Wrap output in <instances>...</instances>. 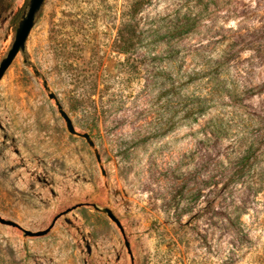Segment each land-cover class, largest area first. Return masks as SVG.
<instances>
[{
    "label": "rangeland",
    "instance_id": "1",
    "mask_svg": "<svg viewBox=\"0 0 264 264\" xmlns=\"http://www.w3.org/2000/svg\"><path fill=\"white\" fill-rule=\"evenodd\" d=\"M57 216L0 224V264H264V0H45L0 80V217Z\"/></svg>",
    "mask_w": 264,
    "mask_h": 264
},
{
    "label": "water",
    "instance_id": "2",
    "mask_svg": "<svg viewBox=\"0 0 264 264\" xmlns=\"http://www.w3.org/2000/svg\"><path fill=\"white\" fill-rule=\"evenodd\" d=\"M44 2H45V0H28L26 6H25L20 18H19V21H18L16 30H15V34H14V37L12 39V42H11L7 52L5 53V55L0 59V80L4 76L5 72L7 71V69L9 68V66L11 65L13 60L15 59V57L19 53L21 54V56L24 55L29 34H30L33 26L35 25L37 18L39 17V15L41 13ZM33 71H34V74L36 77L41 78L42 86H43L44 90L48 93L47 94L48 98L50 100L54 101V103L57 107L58 113L63 118V120L66 124L67 131L71 135H74V136H77V137L84 139L86 141V143L93 149L96 161L100 164L101 158H100V155H99L97 149L95 148V144H94L91 136L87 133H79L75 130L70 118L68 117V115L63 110V108L60 105L59 101L57 100L55 94L50 92V89L47 85V81L42 76H40V74L37 70L33 69ZM100 170H101L102 174H105L102 166H100ZM92 207L95 211L104 214L110 220H112L113 222L118 224L117 219L115 218L114 214L112 213V211L110 209L100 208L96 205H93ZM59 217L60 216L55 217V219L53 220V222L51 223L49 228H47L46 230H43V231H39V232H31L28 230H24L17 223H15L11 220H5L1 217H0V224L4 225V226L14 227V228L21 230L23 232L24 237H41V236H44L50 232V230L53 228L56 220ZM126 248H127L128 253L131 256V252H130L128 244H126Z\"/></svg>",
    "mask_w": 264,
    "mask_h": 264
},
{
    "label": "trees",
    "instance_id": "3",
    "mask_svg": "<svg viewBox=\"0 0 264 264\" xmlns=\"http://www.w3.org/2000/svg\"><path fill=\"white\" fill-rule=\"evenodd\" d=\"M123 51H125V53H127L128 52V50L125 48V50H123Z\"/></svg>",
    "mask_w": 264,
    "mask_h": 264
}]
</instances>
